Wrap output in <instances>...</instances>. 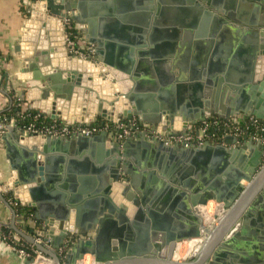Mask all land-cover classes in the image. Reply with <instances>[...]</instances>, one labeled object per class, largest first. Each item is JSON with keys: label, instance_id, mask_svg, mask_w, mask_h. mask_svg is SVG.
<instances>
[{"label": "water", "instance_id": "95a60500", "mask_svg": "<svg viewBox=\"0 0 264 264\" xmlns=\"http://www.w3.org/2000/svg\"><path fill=\"white\" fill-rule=\"evenodd\" d=\"M82 1H33L34 9L28 12L17 56L23 71L32 72L26 87L34 89L35 98L47 100L36 109L68 125L74 120L90 125L101 117L110 122L136 119L178 131L214 115L229 118L214 111L209 102L215 95L216 104L218 89L216 93L207 89L205 97L211 100L204 102L201 91H195L200 96H190L184 72L159 75L160 85L166 88H152L157 85L153 76L142 70L146 62L160 59L147 57L151 53L145 50L144 27L133 28L139 34L123 56L112 54L117 47L112 39H95L83 28L92 45L87 48L89 55L84 58L76 48L70 50L65 20L90 28L88 20L82 21L86 17ZM133 1L144 16L155 12L157 18L159 0L156 5L153 0ZM201 1L207 6L205 19L213 18L215 29L239 25L251 31L243 38L241 28L232 27L244 41L239 78L235 82L222 75L214 79L218 84L224 79L231 83L234 110L264 121V0H241L252 4L249 22L236 7L221 9L215 0ZM196 83L194 88L202 87L203 83ZM15 133L13 129L0 133V140L7 153L17 142L24 144L26 162L10 164L12 177L0 185V203L11 211L14 222L15 209L4 196L13 192L21 206L37 208L34 216L43 223L36 232L24 227L30 238L14 225L9 228L33 248L25 264H78L85 254L92 255L95 264H256L249 248L264 242V164L260 154L245 162L244 146L229 147L238 143L234 136H225L224 143L187 147L148 140L144 132L124 141L109 138L107 132L93 136ZM130 142L141 147L140 158L127 151ZM73 168L91 172L86 188L77 182ZM24 190L28 202L21 198ZM209 201L221 204L212 223L205 222L201 211ZM241 237L247 241L240 242ZM198 239L194 250H188V260L173 259L177 242L187 240L192 247Z\"/></svg>", "mask_w": 264, "mask_h": 264}, {"label": "crops", "instance_id": "0c3cea01", "mask_svg": "<svg viewBox=\"0 0 264 264\" xmlns=\"http://www.w3.org/2000/svg\"><path fill=\"white\" fill-rule=\"evenodd\" d=\"M77 1L75 2L76 4L78 3ZM157 1L153 0V3L156 5ZM159 1V14L154 19L155 12L149 13V17L144 16L141 9L136 7L138 4H134L133 0H83L82 3H85L86 17L85 19H82L84 17L81 19L82 21L88 20L90 28L86 25L84 26L71 21L64 22V27L70 26L75 31L72 40L68 42L69 46H71L70 50L76 48L84 58L89 55L87 48L92 45L87 43V36L81 31L83 28L89 36L93 34L95 39L101 41H105L106 37L110 40L112 39L111 42L117 44V47L115 44L113 45L115 47L112 54L115 57L123 56L128 52L129 48L127 47H129L131 40L139 34L133 28L144 27L146 30L144 35L147 43L145 50L150 52L152 56L147 57L160 59L159 62L155 63L152 61L149 63L146 62L144 64L145 68L142 70V74L153 76L157 85L152 86V88H156L158 85L162 89L166 88L160 85L159 75L163 76L168 72L172 74L184 72V75L187 77L186 83L190 85V87L187 86V89L188 92L189 90L191 91V97L200 96V94L195 92L198 90L203 95L200 98L202 102L205 99L211 100L210 97H205L206 90L208 89V91L216 93L218 89L216 104L213 101L215 100V95L209 101L210 104L215 106L213 107L214 111L228 115L229 119H245V113L236 111L233 108L236 106V101L234 100L235 96L233 95L234 92L232 91L230 82H235L239 78L241 74L240 70L244 67V55H242L240 46L244 42L242 39L250 36L251 31L249 28L231 25L225 31L223 27L215 29L213 18L209 20L205 19L204 11L205 9L207 10V6L201 0ZM215 2L221 9L236 7L237 11H241V18L245 21L249 22L253 19L252 11L249 7L252 4H249L247 1L215 0ZM32 4L33 0H0V116L3 115L6 107L11 103L12 98H14L20 103V108L33 109L47 117L41 110L36 109L41 104H46L47 100L43 101L42 99L35 98L37 94L34 89L30 90L26 87V84L29 85L32 82V72L23 71L24 68L21 67L22 60L17 56V49L20 47L21 42L22 28L28 19V12L34 9V4ZM74 13L79 15L77 14V10ZM141 17L144 24L140 20ZM143 18H146V20ZM232 27L241 28L240 30L244 33L243 38ZM245 41L247 42L248 39ZM173 62L175 63V68L170 67L173 65ZM197 75H200L202 79H197ZM219 75H222L223 78L228 76L230 82L228 83L224 79L223 84H218L214 77ZM208 76L210 77L208 78ZM194 81L200 84L203 83L201 84L202 87L197 85L194 88ZM166 97L170 99L168 93H166ZM34 103L35 108H32L34 107ZM211 117L213 118L215 115ZM97 120L101 124L112 123L109 120L97 117L90 124L93 125ZM134 121L140 123L136 119ZM73 123L75 125H87L84 120H74ZM168 127L164 126L163 128L166 129ZM13 130L16 132L15 136L21 133V131ZM137 135L138 133L130 137L136 138ZM108 136L113 140H118L111 134H108ZM235 138H237L238 143H231L229 147L244 146V150L241 153L245 162H249L254 157L257 158L258 154H260V160L264 164L263 147L258 141L246 135ZM147 139L153 138L147 136ZM13 142H15L14 139ZM257 143L260 144L259 147ZM16 145L13 151L7 153L4 142L0 140V185L8 183L11 179V163L22 166L26 162V156L22 152L23 148L21 146L24 144H18L17 142ZM105 149H108L107 145ZM95 150V153H97V146ZM127 151L130 155L137 154L139 158L141 156V147H137L134 142H130ZM74 171V176L77 178L76 180L79 185H83L86 188L90 182L89 177H92L91 172H81L77 169ZM80 179L82 183H80ZM243 183L247 185L246 182ZM4 196L15 209L14 203L17 200L13 198V192L5 193ZM21 198L23 202L30 201L25 190L21 193ZM30 209L32 212L27 216L17 214L15 210L16 216L14 222H12L13 215L11 211L0 203V264H25V259L28 257L27 253L33 248L27 246L26 239L9 228H11V225H14L19 231L27 235L28 238L31 236L28 231L29 229H33L34 232L41 229L43 223L39 222L34 216L35 213L37 214V208ZM169 222L171 223V220ZM24 227H27L28 230L24 231ZM173 227L178 228L174 224ZM6 228L10 231L6 232ZM237 239L242 243L247 241L246 238L242 237ZM35 241L40 243L39 239ZM185 243L188 244V241H179L177 242V247ZM255 245L257 246L253 247L251 245L249 251L255 256L256 264H264V242L261 243L258 241ZM64 249L66 247L61 249L62 253ZM188 250L182 253L179 252L181 254L178 253L177 256H173V259L177 261L188 260ZM191 251L193 250L191 249ZM177 252L178 248L175 253L177 254ZM38 256H41V253H38ZM85 263L95 264L94 257L90 254H85L81 264Z\"/></svg>", "mask_w": 264, "mask_h": 264}, {"label": "built area", "instance_id": "2783aa9c", "mask_svg": "<svg viewBox=\"0 0 264 264\" xmlns=\"http://www.w3.org/2000/svg\"><path fill=\"white\" fill-rule=\"evenodd\" d=\"M44 2V0H33ZM65 22H67L65 20ZM64 24V23H63ZM64 26V25H63ZM66 39L71 40V35L66 32ZM68 41V42H69ZM14 104L20 107V103L12 98ZM19 104H18V103ZM21 113L29 110L28 108H20ZM33 121L27 126H17L14 117L7 118L4 115L0 116V133L15 129L21 131L24 134L35 133L39 135H71V134H83L86 136L97 135L102 132H107L113 135L118 140L122 141L136 133L144 132L146 136L150 138H157L163 141L165 144H178L183 146H202L206 143L215 145L223 143L224 137L227 135L240 137L241 135L250 136L252 139L258 141L264 151V121L255 117L249 116L243 120L233 119H219L217 117L208 118L197 121L195 123H189L186 128L181 131L170 128H158L157 126L140 124L136 121H119L112 123H102L101 125H67L66 123H42L36 124V121L45 117L39 111L31 114ZM18 202L15 201L16 206ZM212 223L213 218H210ZM178 246V245H177ZM178 248V247H177ZM22 253V251L20 250ZM30 256V253H27ZM176 256V253L175 255Z\"/></svg>", "mask_w": 264, "mask_h": 264}, {"label": "trees", "instance_id": "16d2710c", "mask_svg": "<svg viewBox=\"0 0 264 264\" xmlns=\"http://www.w3.org/2000/svg\"><path fill=\"white\" fill-rule=\"evenodd\" d=\"M67 28H68V33L71 35V40H72L73 35H75V31L70 26H67ZM33 113H36V110L29 109L25 111L24 113H21L20 107L14 104L13 101L11 100V103L6 107L5 111L3 112V115L6 116L7 118L14 117L16 120L17 126L21 127V126H27L30 122L33 121L32 116H31V114ZM41 121L42 123H46V124L54 122L50 120L49 118L41 117V119L36 121V124L37 125L40 124ZM55 123L60 124L61 122L56 120ZM93 125H101V123L99 122V120H97ZM15 210L17 214L24 215V216H27L32 212L30 208L23 207L19 203L15 206Z\"/></svg>", "mask_w": 264, "mask_h": 264}, {"label": "rangeland", "instance_id": "374dc122", "mask_svg": "<svg viewBox=\"0 0 264 264\" xmlns=\"http://www.w3.org/2000/svg\"><path fill=\"white\" fill-rule=\"evenodd\" d=\"M216 205H218V207L219 208H221V204H218L217 202H211L209 205H208V213H207V215L209 216V218H212V216L214 215H212V213H214V208L216 207ZM189 244H187V243H185V244H181V245H179V249H178V252H177V254H176V256L178 255V253L179 252H183V251H187L188 249H190V248H192V247H189ZM185 249V250H184ZM181 253H179V254H181ZM183 255V254H182ZM86 264V263H85Z\"/></svg>", "mask_w": 264, "mask_h": 264}, {"label": "bare ground", "instance_id": "6f19581e", "mask_svg": "<svg viewBox=\"0 0 264 264\" xmlns=\"http://www.w3.org/2000/svg\"><path fill=\"white\" fill-rule=\"evenodd\" d=\"M212 201H209L208 202V204H207V206L206 207H202L201 208V211H202V213L204 214V219H205V222H210L211 221V219L209 218V216L207 215V213L209 212L207 209H208V205L211 203ZM207 208V209H206ZM220 210V208L218 207V205H216V207L214 208V213H212V215L214 214H217V215H219V213H218V211ZM199 241H200V239H198V240H194L193 241V244H192V250H194V248H195V246L199 243ZM189 247H190V245H189ZM188 247V248H189ZM178 249H179V247H178ZM185 250V249H184ZM79 264V263H78ZM80 264H81V262H80Z\"/></svg>", "mask_w": 264, "mask_h": 264}, {"label": "flooded vegetation", "instance_id": "af4514ba", "mask_svg": "<svg viewBox=\"0 0 264 264\" xmlns=\"http://www.w3.org/2000/svg\"><path fill=\"white\" fill-rule=\"evenodd\" d=\"M212 118V117H211Z\"/></svg>", "mask_w": 264, "mask_h": 264}]
</instances>
